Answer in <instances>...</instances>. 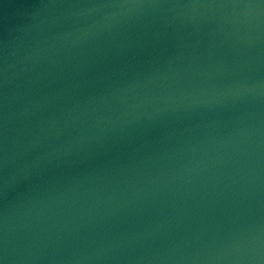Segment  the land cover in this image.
<instances>
[{
    "label": "water",
    "instance_id": "95a60500",
    "mask_svg": "<svg viewBox=\"0 0 264 264\" xmlns=\"http://www.w3.org/2000/svg\"><path fill=\"white\" fill-rule=\"evenodd\" d=\"M0 264H264V0H0Z\"/></svg>",
    "mask_w": 264,
    "mask_h": 264
}]
</instances>
